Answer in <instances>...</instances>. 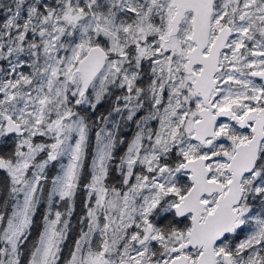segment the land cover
Segmentation results:
<instances>
[{
  "label": "snow or ice",
  "instance_id": "snow-or-ice-1",
  "mask_svg": "<svg viewBox=\"0 0 264 264\" xmlns=\"http://www.w3.org/2000/svg\"><path fill=\"white\" fill-rule=\"evenodd\" d=\"M0 264H264V0H0Z\"/></svg>",
  "mask_w": 264,
  "mask_h": 264
}]
</instances>
